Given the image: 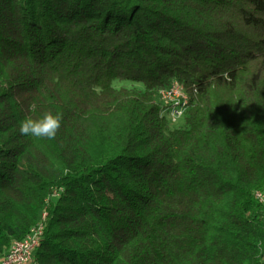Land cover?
Segmentation results:
<instances>
[{
  "label": "trees",
  "instance_id": "16d2710c",
  "mask_svg": "<svg viewBox=\"0 0 264 264\" xmlns=\"http://www.w3.org/2000/svg\"><path fill=\"white\" fill-rule=\"evenodd\" d=\"M257 192L264 0H0V256L41 222L35 264H264Z\"/></svg>",
  "mask_w": 264,
  "mask_h": 264
},
{
  "label": "built area",
  "instance_id": "2783aa9c",
  "mask_svg": "<svg viewBox=\"0 0 264 264\" xmlns=\"http://www.w3.org/2000/svg\"><path fill=\"white\" fill-rule=\"evenodd\" d=\"M159 91L166 92V95L168 96L167 106H174V113L169 114L168 116L172 122H176L186 112L182 87H176L175 81H173L168 87L162 88ZM258 195L264 197L262 193ZM43 231L44 226L42 230H35V226L31 228L30 232L27 234V241L18 242V244H11L8 251L0 256V264H33L32 246L41 242Z\"/></svg>",
  "mask_w": 264,
  "mask_h": 264
},
{
  "label": "clouds",
  "instance_id": "9594fccd",
  "mask_svg": "<svg viewBox=\"0 0 264 264\" xmlns=\"http://www.w3.org/2000/svg\"><path fill=\"white\" fill-rule=\"evenodd\" d=\"M36 110L35 105L30 106V111ZM63 114L60 112L48 111L41 118L34 119L32 116L25 117L21 123L19 131L22 135L32 136L36 138L54 139L61 127ZM259 253L264 254V241L257 242ZM264 257L257 256V259Z\"/></svg>",
  "mask_w": 264,
  "mask_h": 264
},
{
  "label": "bare ground",
  "instance_id": "6f19581e",
  "mask_svg": "<svg viewBox=\"0 0 264 264\" xmlns=\"http://www.w3.org/2000/svg\"><path fill=\"white\" fill-rule=\"evenodd\" d=\"M175 84H176V87H182V94L184 96V106H186V109L189 105V102H190V96L188 95V93L185 91V88L184 86L175 80ZM158 95L160 97V99L162 100L163 103H166L168 104V96L166 95V92L165 91H158ZM166 112L169 114H173L174 113V106H167L166 108ZM261 192H257L256 193V197L260 200V201H263L264 197H261V195H258L260 194ZM43 229V223H38L35 225V230H42ZM27 241V235L21 239V240H14L12 242V244H18V242H26ZM41 242L38 243L37 245L35 246H32V263L35 264L34 260H33V254L34 252L36 251V249L40 246Z\"/></svg>",
  "mask_w": 264,
  "mask_h": 264
},
{
  "label": "rangeland",
  "instance_id": "374dc122",
  "mask_svg": "<svg viewBox=\"0 0 264 264\" xmlns=\"http://www.w3.org/2000/svg\"><path fill=\"white\" fill-rule=\"evenodd\" d=\"M182 122H183V119L180 118V119H178L174 124H175V125H181Z\"/></svg>",
  "mask_w": 264,
  "mask_h": 264
}]
</instances>
